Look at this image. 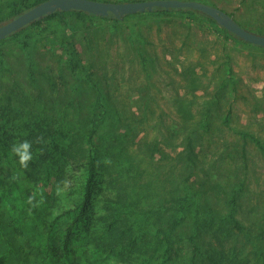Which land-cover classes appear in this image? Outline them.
Returning <instances> with one entry per match:
<instances>
[{
    "label": "rangeland",
    "instance_id": "obj_1",
    "mask_svg": "<svg viewBox=\"0 0 264 264\" xmlns=\"http://www.w3.org/2000/svg\"><path fill=\"white\" fill-rule=\"evenodd\" d=\"M205 1L264 33V0ZM93 18L0 39V264H264V46L201 12Z\"/></svg>",
    "mask_w": 264,
    "mask_h": 264
},
{
    "label": "water",
    "instance_id": "obj_2",
    "mask_svg": "<svg viewBox=\"0 0 264 264\" xmlns=\"http://www.w3.org/2000/svg\"><path fill=\"white\" fill-rule=\"evenodd\" d=\"M154 6L196 8L209 15L220 26L236 34L238 37L264 46L263 33L248 29L241 25L226 10L202 0H42L9 20L0 23V39L31 23L35 19L42 18L45 14H50L58 9H79L98 15H106L111 12L117 18H120L126 13L151 10Z\"/></svg>",
    "mask_w": 264,
    "mask_h": 264
},
{
    "label": "trees",
    "instance_id": "obj_3",
    "mask_svg": "<svg viewBox=\"0 0 264 264\" xmlns=\"http://www.w3.org/2000/svg\"><path fill=\"white\" fill-rule=\"evenodd\" d=\"M40 1H42V0H29V1L25 0L23 2V7L22 8L16 9V10L13 11L12 17L18 15L22 11L30 8L31 6L39 3ZM118 1H125V0H118ZM202 1H205V0H202ZM205 2H208V1H205ZM168 10H184V11H188V12H201L207 19H209L210 21H212L214 23H217L209 15H207L206 13L202 12L201 10H198L196 8H193V7H163V6H154L151 10H144L143 12L137 11L135 13H126L123 16H121L120 18H117L111 12H109L106 15L100 16L98 14H94L92 12L83 11V10H79V9H68V10H59L58 9V10L53 11L50 14H45L42 18L35 19L34 21H32L31 23L26 24L25 26H32V25L38 24L43 18L44 19H47V18L54 17V16H58L62 20L65 21L66 20V16L69 13H75V14H77L79 16H82L83 21L86 24V23L93 22V19H94L93 17H101V18H105V19H114L116 21H120L121 19H123L125 16H128V15H137V14H139V15L145 16L146 13L157 12V11L158 12H165V11H168ZM230 14L233 15L232 13H230ZM12 17H10V18H12ZM10 18L8 17L6 20H8ZM222 29L226 33H228L229 35H231L232 37H234L235 39H239L241 41L249 42V41H246V40L238 37L236 34L232 33L231 31L227 30L224 27H222ZM18 31H19V29L16 30V31H14V32H12V33H10V34H8V35H6V36H9V35H12V34H16ZM256 32L262 33L260 31H256ZM249 43H252V42H249ZM93 132H94L93 129H90V132H89V140H90V142H92V134H93ZM93 167H94L93 155L90 152V154H89V160H88L87 175H86L85 183H84V186H83V189H84V192H83V200L81 201L80 206L78 207V210H77L76 214L74 215V220L75 221L82 220L84 218L83 217V214H84V211H85V204H86V201H87L88 197L91 194L92 176H93V173H94V168ZM69 229H70V227L68 228V230ZM25 264H28V263H25Z\"/></svg>",
    "mask_w": 264,
    "mask_h": 264
},
{
    "label": "clouds",
    "instance_id": "obj_4",
    "mask_svg": "<svg viewBox=\"0 0 264 264\" xmlns=\"http://www.w3.org/2000/svg\"><path fill=\"white\" fill-rule=\"evenodd\" d=\"M42 138H37V142H40ZM11 154L16 157L19 165L27 169L30 162L33 160L32 153V141L21 140L11 145ZM108 162V161H105Z\"/></svg>",
    "mask_w": 264,
    "mask_h": 264
}]
</instances>
